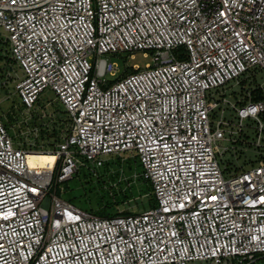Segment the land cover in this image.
<instances>
[{"label":"built area","instance_id":"built-area-1","mask_svg":"<svg viewBox=\"0 0 264 264\" xmlns=\"http://www.w3.org/2000/svg\"><path fill=\"white\" fill-rule=\"evenodd\" d=\"M0 47L22 75L0 69V89L16 84L28 112L50 90L70 120L47 150L17 146L0 117V264H255L264 255V101L248 94L239 106L225 93L264 73V0H0ZM139 53L151 61L116 80L121 56ZM248 120L254 143L242 139ZM222 142L263 158L227 172L224 155L238 151ZM31 156L55 160L33 166ZM123 156L140 162L155 207L100 218L54 191Z\"/></svg>","mask_w":264,"mask_h":264},{"label":"rangeland","instance_id":"rangeland-1","mask_svg":"<svg viewBox=\"0 0 264 264\" xmlns=\"http://www.w3.org/2000/svg\"><path fill=\"white\" fill-rule=\"evenodd\" d=\"M115 60L118 61L119 59L117 58ZM150 61V58H144L143 55L139 53L135 58L128 57L126 59V66L135 71V65L144 68ZM119 64L122 66V60H119ZM1 66H3L2 61L0 62V67ZM13 71L17 78L22 76L17 66H14ZM120 74H122V70ZM257 79L260 84L264 86V73H259ZM4 90L5 92L0 91V116L4 123L8 125L10 129L9 133L15 140L17 146H19V143L23 144L24 142L28 146H31L40 141L41 132L37 131L39 132L38 138L32 135L34 128L31 127L30 123L33 122V115H39L49 123H52L53 119L62 120L65 128L62 132V137L66 136L67 130L69 129V123L66 121H68L69 117L64 107L56 100V95L52 91H45L40 98L41 104L35 107L34 110L28 112L21 107L20 98L16 94V84H12L10 88ZM239 91L240 86L235 82L230 83L225 89L226 96L232 101L233 93H238ZM229 111V119H231L233 116ZM10 114H13L15 118V121L12 123L9 120ZM243 130L245 135H242L243 141L245 137L248 136L249 139L247 138L246 141L249 140V143H254L256 139V124L251 120L245 121ZM16 139L17 141L19 140V143ZM43 144L44 142L42 141L41 145ZM247 146L246 144L233 146L228 142L220 143L221 149L235 147L238 153L244 152L242 157L236 160V163L241 166L244 164L246 158L254 156L250 151L252 147ZM232 153H234V151L227 152L223 160L225 162L232 160ZM119 159V165L116 163V166L112 169L111 175L109 173L107 175L103 170L94 172L93 174H88V171L81 170L76 177L68 182V184H59L55 187L54 191L57 190V193L61 194L65 201L70 202L75 207L93 216L99 217L103 213L110 216L116 215L117 213L121 215V213L125 211L134 214L142 213L148 209V199L150 198L149 192H145L141 188L142 182L140 174H142L143 168L135 157L123 156L119 157ZM113 161L117 162V160ZM114 176L115 178L112 179ZM124 192L131 195L130 201H125L120 207L111 206L109 208L107 202L110 201L114 204L116 201H123L121 196ZM103 196L107 197V200L103 201ZM255 264H264V259Z\"/></svg>","mask_w":264,"mask_h":264},{"label":"trees","instance_id":"trees-1","mask_svg":"<svg viewBox=\"0 0 264 264\" xmlns=\"http://www.w3.org/2000/svg\"><path fill=\"white\" fill-rule=\"evenodd\" d=\"M5 49L3 47H0V62H3V66L0 67L1 71L3 74H6V72L8 71H13L14 66H16V64L14 63L13 60H11L8 52H6L4 54ZM129 57V55H125V56H121V60H122V66H123V71L122 74L116 79H120L122 77H125L127 75H130L132 73H134L135 71L132 70V68H128L126 66V59ZM14 72V71H13ZM4 76V75H3ZM260 84L257 82V79L255 77H245L240 81V91L234 92L233 93V101L239 105V106H243L245 104V101L248 99V94H250V96L252 97V99L256 100V101H264V91L262 90V88L259 86ZM0 91H4V88H1ZM244 97V98H243ZM41 102L40 100L37 103V106L40 105ZM36 106V107H37ZM22 109L24 110V106L21 105ZM1 117V116H0ZM33 122H31V127L33 128H38L39 132H41L40 134V141H38V144L41 145L42 141L44 142L43 146L44 148L48 149H54L56 144L61 142L63 137H62V132L64 131V123H62V120H58V119H53L52 123H49L48 121H46L45 119H43L41 116H36L33 115ZM2 119V117H1ZM9 120L12 122L15 121L14 115L10 114L9 115ZM3 121V119H2ZM66 121V120H65ZM70 124V120L68 119V121H66ZM4 126L6 127V129L9 131L10 129L8 128V125L4 123ZM52 125V127H51ZM10 132V131H9ZM68 132V130H67ZM246 139L249 138L248 136L245 137ZM17 141V139H16ZM19 143V140L17 141ZM24 147L27 146V144L24 142L23 143ZM248 147V146H247ZM252 147L250 149V151L254 154V156L250 157V158H246V160L244 161V164L241 166L239 164L236 163V160L240 159L242 157V155L244 154V152H240L237 154L236 153H232V160H228L226 162H224V164L227 167V172H239L241 170H245L247 168L253 167L255 165H257L260 160L263 158L259 152L263 151L255 148L254 146H250ZM137 159V158H136ZM113 160H117V162L113 161ZM120 160L119 157H115L114 159L111 158L109 159L105 166L100 169L101 171L103 170L105 173H108L111 175L112 173V169L116 166V163H118ZM138 161V159H137ZM139 162V161H138ZM140 163V162H139ZM119 165V163H118ZM98 170V171H100ZM97 172V171H96ZM88 174H93V172L88 171ZM114 177H112V179H114ZM141 188L142 190H144L145 192H149L150 198L148 199V209H151L153 207L156 206V198L154 197L153 193H152V187L151 185L142 180L141 179ZM65 184H68V182H66ZM122 199L123 201H116L114 204H112V202L108 201V207L110 208L111 206H118L120 207L121 205H123V203L125 201H130L131 199V195L124 192V194H122ZM119 198V197H117ZM103 201L107 200V197H102ZM145 210V211H147ZM144 211V212H145ZM134 213L132 212H123L121 213V215L119 213H117L116 215H108L103 213L101 216H99L100 218H112V217H117V216H125V215H132ZM98 217V216H97ZM264 259V255L263 256H259L257 263H259L261 260Z\"/></svg>","mask_w":264,"mask_h":264},{"label":"bare ground","instance_id":"bare-ground-1","mask_svg":"<svg viewBox=\"0 0 264 264\" xmlns=\"http://www.w3.org/2000/svg\"><path fill=\"white\" fill-rule=\"evenodd\" d=\"M54 160L55 159L53 157H48V156H31L30 163L33 166L38 164L45 166L48 162L53 163Z\"/></svg>","mask_w":264,"mask_h":264}]
</instances>
